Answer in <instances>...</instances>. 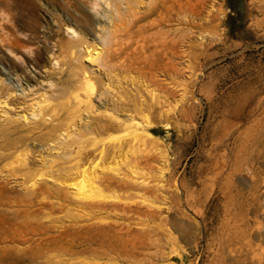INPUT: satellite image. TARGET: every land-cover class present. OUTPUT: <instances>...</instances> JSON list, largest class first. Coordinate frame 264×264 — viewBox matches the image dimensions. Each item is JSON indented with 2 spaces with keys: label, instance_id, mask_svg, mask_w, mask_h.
<instances>
[{
  "label": "rangeland",
  "instance_id": "obj_1",
  "mask_svg": "<svg viewBox=\"0 0 264 264\" xmlns=\"http://www.w3.org/2000/svg\"><path fill=\"white\" fill-rule=\"evenodd\" d=\"M89 9L83 0H0V84L5 79L16 89L10 99L12 107L17 106L13 111L31 113V84L42 81L50 89L48 79L58 81L60 66L65 67L68 57L54 50L52 40L66 42L70 37L63 26V18H70L65 11L90 17ZM174 16L173 25L164 29L175 28L179 51L188 49L191 56L176 57L177 72L162 75L163 84L155 86L159 106L165 109L157 118L161 130L155 134L169 160L163 166L153 161L155 169L144 167L140 174L151 184L165 179V191L149 192L151 198L156 197L154 207L139 204L142 198H135L138 202L131 200L126 210L111 206L99 218H90L76 210L73 197L68 198L71 203L66 200L69 206L65 208L57 202L45 207L33 204L34 211L40 208L33 218L49 225L50 242L46 243L57 247L50 254L58 252L62 257L15 259L0 251V258L6 257L0 264H80L82 260L93 264H219L221 258L226 264H237L233 255L219 252L223 238L230 244V239H237L236 229L252 236L256 227L264 229V0H176ZM81 24L79 28H84L88 20ZM143 81L136 72L124 78L126 86L150 100ZM169 88L175 93L173 98ZM170 107L175 110L169 112ZM120 136L113 135L117 140ZM33 142L29 139L23 147H41L35 149L38 141ZM162 167L164 177L159 173ZM4 169L0 170L3 198L22 190ZM170 174L176 176L184 195H173L166 181ZM187 188L192 194L189 202ZM0 208L1 227L10 214ZM125 243L131 250L138 249L136 260L116 257L114 252L115 260L93 259L89 250ZM83 249L88 251L82 253Z\"/></svg>",
  "mask_w": 264,
  "mask_h": 264
},
{
  "label": "bare ground",
  "instance_id": "obj_2",
  "mask_svg": "<svg viewBox=\"0 0 264 264\" xmlns=\"http://www.w3.org/2000/svg\"><path fill=\"white\" fill-rule=\"evenodd\" d=\"M175 1L83 0L92 12L90 17L65 11L70 18H63V26L70 37L66 42L57 39L52 43L54 50H61L68 57L66 65L60 66L58 81L48 79L51 90L44 88L42 81L37 86L31 84L30 114L12 110L10 99L16 96V89L5 79L1 81L0 112H4L0 113V170L6 168L10 172H4L7 177H14L22 187L21 192L0 197V206L8 210V214H3H10L2 218L0 227L3 255L45 261L62 257L57 251L56 255L50 254L57 247L46 243L49 225L33 218L40 209L35 207L34 211L33 204L45 207L57 202L65 208L69 206L66 200L69 202L68 198L73 197L78 212L99 218L111 206L128 209L130 203L137 201L132 200L135 198H142L137 201L139 204L153 208L156 197L151 198L149 192L165 191V179H156L151 184L140 174L144 167L155 169L153 161L163 166L169 160L167 150L160 146V137L155 134L161 130L157 118L165 110L159 106L161 100L155 86L163 84L162 75L177 72L176 57L191 56L188 49L179 51L175 28L164 29V25H173L176 20ZM86 20L88 24L79 28ZM49 33L48 37L52 29ZM131 72L144 78L150 100L140 90L126 86L124 78ZM172 89L169 93L173 98ZM168 109L170 112L175 107ZM113 135L123 136L117 140ZM29 139L38 141L35 149L41 147L36 150L23 147ZM34 164H38L35 169ZM164 169H159L160 177L165 176ZM175 177L170 174L166 181L173 188V195L179 197L185 193L178 188ZM185 191L189 202L192 194L188 188ZM236 238L230 239V244L223 238L219 252L233 255L237 264H264V229L256 227L253 236L236 229ZM125 244L89 250L93 259L102 260L105 256L110 261L117 254L116 257L136 260L138 249L131 250ZM80 264L93 263L82 260ZM219 264H226L224 258Z\"/></svg>",
  "mask_w": 264,
  "mask_h": 264
}]
</instances>
